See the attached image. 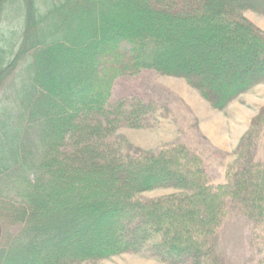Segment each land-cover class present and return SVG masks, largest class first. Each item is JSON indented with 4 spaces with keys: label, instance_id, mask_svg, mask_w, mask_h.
<instances>
[{
    "label": "trees",
    "instance_id": "trees-1",
    "mask_svg": "<svg viewBox=\"0 0 264 264\" xmlns=\"http://www.w3.org/2000/svg\"><path fill=\"white\" fill-rule=\"evenodd\" d=\"M264 0H0V264H84L144 252L164 264H232L231 216L264 225V107L212 185L183 143L131 152L157 94L113 97L121 78H183L223 111L264 83ZM155 189L175 192L153 199ZM1 230V229H0Z\"/></svg>",
    "mask_w": 264,
    "mask_h": 264
},
{
    "label": "rangeland",
    "instance_id": "rangeland-1",
    "mask_svg": "<svg viewBox=\"0 0 264 264\" xmlns=\"http://www.w3.org/2000/svg\"><path fill=\"white\" fill-rule=\"evenodd\" d=\"M246 17L264 31V15L247 10ZM113 97L145 94L168 101L171 111L169 121L152 129L121 128L119 133L129 141L131 152L137 149L155 151L166 144L183 143L203 151L212 185L224 183L227 166L232 161L252 120L264 107V83L233 101L225 110L219 111L191 87L183 78L160 75L147 71L133 78H121L115 85ZM257 160L264 162V131L262 133ZM175 192L174 189H155L142 194L153 199ZM0 226L4 235L16 232L17 227L4 220ZM220 247L232 264H264V225L249 218L244 211L234 213L221 235ZM84 264H164L151 255L123 253L96 262Z\"/></svg>",
    "mask_w": 264,
    "mask_h": 264
},
{
    "label": "water",
    "instance_id": "water-1",
    "mask_svg": "<svg viewBox=\"0 0 264 264\" xmlns=\"http://www.w3.org/2000/svg\"><path fill=\"white\" fill-rule=\"evenodd\" d=\"M0 232H1V230H0Z\"/></svg>",
    "mask_w": 264,
    "mask_h": 264
}]
</instances>
